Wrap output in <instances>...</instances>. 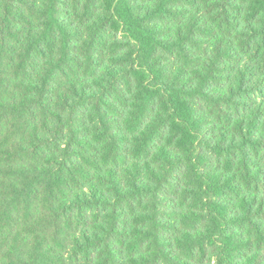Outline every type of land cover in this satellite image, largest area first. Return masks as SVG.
Masks as SVG:
<instances>
[{"label": "trees", "instance_id": "trees-1", "mask_svg": "<svg viewBox=\"0 0 264 264\" xmlns=\"http://www.w3.org/2000/svg\"><path fill=\"white\" fill-rule=\"evenodd\" d=\"M0 264H264V0H0Z\"/></svg>", "mask_w": 264, "mask_h": 264}]
</instances>
